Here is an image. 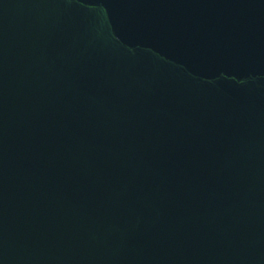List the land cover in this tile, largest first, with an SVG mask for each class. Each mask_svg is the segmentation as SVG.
I'll use <instances>...</instances> for the list:
<instances>
[{"label":"water","instance_id":"obj_1","mask_svg":"<svg viewBox=\"0 0 264 264\" xmlns=\"http://www.w3.org/2000/svg\"><path fill=\"white\" fill-rule=\"evenodd\" d=\"M0 264H264V0H0Z\"/></svg>","mask_w":264,"mask_h":264}]
</instances>
